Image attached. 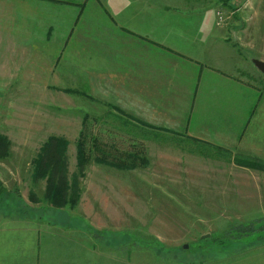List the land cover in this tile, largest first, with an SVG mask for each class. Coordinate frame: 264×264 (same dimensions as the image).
<instances>
[{
  "label": "rangeland",
  "instance_id": "rangeland-1",
  "mask_svg": "<svg viewBox=\"0 0 264 264\" xmlns=\"http://www.w3.org/2000/svg\"><path fill=\"white\" fill-rule=\"evenodd\" d=\"M209 1H213L217 25L223 27L217 32H229L231 37L228 40L237 46L240 42L244 45L241 56L247 63L242 66L245 68L242 70L243 81L260 92L259 104L255 109L254 106L251 109L252 105L250 107L255 113L254 125L246 128L248 135L244 137L249 148L251 143L255 147V141L264 137V72L254 63V60L264 61V0ZM16 8L14 3L8 12L0 5V20L1 14L4 20L6 15L14 18ZM218 13L222 20L218 19ZM1 29L3 25L0 23V35L4 33ZM2 40L0 50H5ZM33 43L28 47L23 41H9L21 58H26L29 48L33 52ZM35 48L33 61L39 62V68L28 74V77L33 76L30 80L22 70L17 71L19 66L8 64L4 57L6 51L0 52V133L11 141L10 156L0 160L1 188L18 190L22 200L29 204L22 219H38L39 215L47 216L52 210L40 205L44 202L41 198L46 192V181L34 178L33 162L42 145L50 135L62 136L69 141L68 171L72 179L78 172L76 143L86 127V135L90 138L96 134L105 149L114 147L113 155L117 158L136 150L141 157L146 156L147 161L142 160L144 164L132 170H118L93 160L87 168V175L79 178L81 195L76 208L71 211L74 216L82 218L76 229L95 224L113 242L119 240L116 248L120 253L128 252L125 255L131 264H264L261 158L238 154L236 139L218 147L197 138L192 141L144 125L135 127V135L123 134L119 129L122 130L124 125L107 114L109 109L118 110L119 106L117 108L104 100L107 98L104 93L99 92L100 99L95 89L49 87L51 72L52 69L55 72L56 65L51 63L53 57L45 53L51 51H47L48 47L41 42ZM60 51L63 53L64 49ZM56 59L58 67H62L63 56ZM81 59L79 56L73 58L71 67L84 74L78 65ZM112 92L120 96L119 87L109 90V94ZM129 122L135 126L136 121ZM200 127L201 124L197 123V129ZM89 138L87 142L92 144L93 140ZM94 156L108 158L104 152H95ZM249 162L253 165L247 164ZM248 165L253 169L241 167ZM104 185L108 186L106 191ZM32 194L41 202H30ZM3 201L0 199V203ZM97 206L98 213L93 212ZM85 210L92 222L83 216ZM4 219L0 223L7 221ZM41 219L46 218L41 216ZM238 222L262 229V232L246 236L227 235L226 232ZM29 224L27 228H36V224ZM37 225L40 230L44 227ZM108 226L115 230L104 228ZM132 229L135 232L130 234ZM133 237H136L135 245L132 244ZM27 240L29 238L24 237L21 242L24 244ZM219 240L224 241V245Z\"/></svg>",
  "mask_w": 264,
  "mask_h": 264
},
{
  "label": "crops",
  "instance_id": "crops-1",
  "mask_svg": "<svg viewBox=\"0 0 264 264\" xmlns=\"http://www.w3.org/2000/svg\"><path fill=\"white\" fill-rule=\"evenodd\" d=\"M14 3V18L6 15L4 20L1 14L0 41L6 49L0 52L6 51L8 64L19 66L17 71L22 70L28 80L33 79L28 74L38 71L39 62L33 59L41 42L56 65L49 87L95 89L97 97L104 93L108 98L104 100L119 106L107 114L124 125L121 133L131 135L135 127L144 125L218 147L236 139L238 154L263 160L259 173L264 174V137L255 141V147L244 141L246 128L254 125L250 107L259 104L260 92L242 79V66L247 63L241 56L243 43L237 46L228 40L229 32H217L223 27L217 25L213 1L0 0L2 10L8 12ZM11 40L26 42L28 47L34 42L33 52L29 48L26 58H21ZM61 56L59 68L56 58ZM77 56L82 58L78 65L84 74L71 67ZM116 86L120 96L109 94ZM129 120L136 121L135 126ZM96 209L93 212L98 213ZM70 215L81 218L67 210L48 211L45 220L41 215L33 220L4 217L0 264H131L128 252L116 248L118 239L113 242L93 223L82 225L83 229L67 226L64 222ZM87 215L85 210L83 216ZM25 220L36 228H27L30 222ZM37 224L44 225L42 230ZM24 237L29 240L23 244Z\"/></svg>",
  "mask_w": 264,
  "mask_h": 264
},
{
  "label": "trees",
  "instance_id": "trees-1",
  "mask_svg": "<svg viewBox=\"0 0 264 264\" xmlns=\"http://www.w3.org/2000/svg\"><path fill=\"white\" fill-rule=\"evenodd\" d=\"M69 92H74L70 90ZM86 127L80 133L79 139L76 143L77 147V174L74 175L72 179L69 177L68 171V145L69 141L58 135H50L45 143L42 145L40 153L37 158L34 160V178L35 179H44L47 183L46 192L43 195V198L37 201V197L32 194L30 202H41L47 208V210L58 209L60 211L67 210L73 211L76 208L81 191L79 188V178L87 175V168L91 165L92 161L95 160L99 164L104 163V165L123 169V170H132L139 166H142L143 161L146 160V156L141 157L136 150L132 153H125L123 158H117L114 152L116 149L103 148L102 145L96 137V134L88 137L86 132ZM93 140V143L90 144L87 142V139ZM98 145V146H97ZM102 148V149H101ZM95 152L105 153L106 157L102 158L94 156ZM11 154V141L9 138L0 133V160H6ZM140 161V163H139ZM106 163V164H105ZM247 164L253 165L252 162ZM0 199H3L5 204L0 203V218H20L23 217L24 212L29 210V204L22 200V195L17 191H5L3 188L0 189ZM39 199V198H38ZM20 200V204H19ZM48 213V212H47ZM45 216V214L41 215ZM71 216V215H70ZM25 217V216H24ZM67 217L65 224L71 227H78L81 223V218L76 217ZM31 218V217H30ZM234 227L228 230L227 235H236L242 234L246 235H255L258 232H262V229H258L245 225L243 223H236ZM130 234H132L130 232ZM239 238V237H236ZM126 239H130L129 236H126ZM133 241L136 243V237H133ZM237 239H235V242ZM221 245H224V241L219 240ZM173 249V248H172ZM205 260V259H204ZM225 264V263H224Z\"/></svg>",
  "mask_w": 264,
  "mask_h": 264
},
{
  "label": "water",
  "instance_id": "water-1",
  "mask_svg": "<svg viewBox=\"0 0 264 264\" xmlns=\"http://www.w3.org/2000/svg\"><path fill=\"white\" fill-rule=\"evenodd\" d=\"M254 63L256 64V66H257L261 71L264 72V61H261V60H254ZM2 185H3V181H2V179L0 178V189H1ZM207 236H208V235H207ZM204 237H205V236H204ZM186 247H187V245H186Z\"/></svg>",
  "mask_w": 264,
  "mask_h": 264
},
{
  "label": "built area",
  "instance_id": "built-area-1",
  "mask_svg": "<svg viewBox=\"0 0 264 264\" xmlns=\"http://www.w3.org/2000/svg\"><path fill=\"white\" fill-rule=\"evenodd\" d=\"M218 15H219L218 19L222 20V17L220 16V13H218Z\"/></svg>",
  "mask_w": 264,
  "mask_h": 264
}]
</instances>
